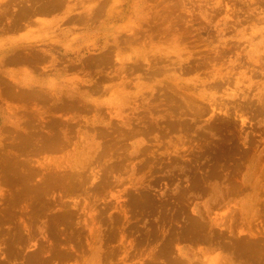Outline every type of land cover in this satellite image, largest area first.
<instances>
[{"label": "rangeland", "instance_id": "obj_1", "mask_svg": "<svg viewBox=\"0 0 264 264\" xmlns=\"http://www.w3.org/2000/svg\"><path fill=\"white\" fill-rule=\"evenodd\" d=\"M0 264H264V0H0Z\"/></svg>", "mask_w": 264, "mask_h": 264}]
</instances>
